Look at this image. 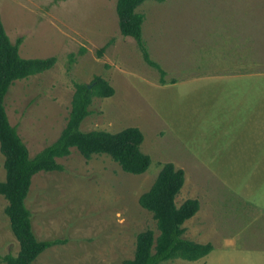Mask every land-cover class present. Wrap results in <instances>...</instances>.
<instances>
[{"label":"rangeland","instance_id":"374dc122","mask_svg":"<svg viewBox=\"0 0 264 264\" xmlns=\"http://www.w3.org/2000/svg\"><path fill=\"white\" fill-rule=\"evenodd\" d=\"M116 3L0 0L8 36L13 43L23 38L20 56L57 59L50 71L15 82L5 100L30 156L59 138L75 83L90 85L100 76L115 94L93 100L82 131L139 128L141 150L151 158L146 173L132 175L109 156L86 159L72 148L58 159L63 172L37 174L26 202L35 234L67 243L46 250L35 264L132 259L139 233L159 234L139 198L166 163L185 173L177 206L200 202L184 237L214 250L200 261L163 264H264V0H148L140 6L143 38L166 71V84L136 41L120 33ZM4 161L0 151V182ZM7 205L0 196L3 256L19 252Z\"/></svg>","mask_w":264,"mask_h":264},{"label":"trees","instance_id":"16d2710c","mask_svg":"<svg viewBox=\"0 0 264 264\" xmlns=\"http://www.w3.org/2000/svg\"><path fill=\"white\" fill-rule=\"evenodd\" d=\"M148 0H117L116 13L122 36L133 38L144 61L160 74V83L166 84V71L152 59L143 38L145 16L137 10ZM161 1V0H155ZM23 38L12 42L5 30L0 15V151L5 158L6 178L0 182V196L8 202L5 214L10 228L19 243L17 255H0L3 264H35L46 250L67 243V239L39 240L35 234L32 214L27 207V198L32 179L39 173L63 172L58 162L71 155L76 148L86 159L93 155L109 156L122 170L132 175L148 171L151 158L141 150L144 135L139 128L129 127L117 133L101 130L84 132L82 123L91 114L90 106L95 98H111L115 89L104 78L97 76L88 84L75 83L71 112L59 138L50 146L30 156L27 145L12 126L5 107V100L11 87L17 81L46 73L57 63L56 57L46 59H25L20 56ZM105 48L97 52L101 57ZM86 49H81L84 55ZM75 56L70 55L72 64ZM171 83H176L172 80ZM185 184V173L172 163L162 166L150 190L141 195L139 205L153 215L159 234L146 230L137 235L134 257L124 264H163L174 260L200 261L210 255L214 247L200 244L184 237L185 223L200 210L197 199H188L177 206L176 199Z\"/></svg>","mask_w":264,"mask_h":264},{"label":"crops","instance_id":"0c3cea01","mask_svg":"<svg viewBox=\"0 0 264 264\" xmlns=\"http://www.w3.org/2000/svg\"><path fill=\"white\" fill-rule=\"evenodd\" d=\"M241 78H248V77H245V75H242ZM192 82H193V80H192ZM174 85H176V88H178L181 85V83L176 82V83H174ZM262 114H263V112H262Z\"/></svg>","mask_w":264,"mask_h":264}]
</instances>
